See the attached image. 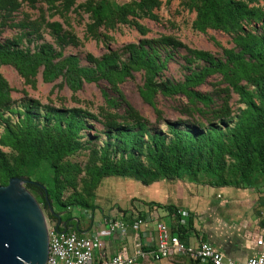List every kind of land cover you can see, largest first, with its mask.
<instances>
[{
    "label": "trees",
    "instance_id": "1",
    "mask_svg": "<svg viewBox=\"0 0 264 264\" xmlns=\"http://www.w3.org/2000/svg\"><path fill=\"white\" fill-rule=\"evenodd\" d=\"M57 1L61 0H49L50 4ZM158 1L140 0L122 7L100 2L98 9L90 6L89 11L94 23L115 24L120 21L145 36L148 30L139 20L155 19L153 10L159 6ZM71 2L63 0L62 3L67 5ZM192 2L196 12L193 28L198 32L211 29L234 35L238 51L225 50L224 59H220L205 51L188 50L185 60H197L203 66L198 70L186 65L188 74L183 82H155L167 61L173 57L167 51L162 54L161 48L168 50L181 46L171 37H161L159 43L144 39L138 44H130L126 48V60L122 62L114 55H105L100 61L91 59L94 69L79 68L74 57L64 59L61 64L53 63L45 46L31 53L0 45V66H14L27 81L34 78L41 65L44 80L65 70V80L72 89L79 86L82 77L89 81L93 74H100L106 80L113 79L114 85L115 81L130 76L131 72L143 71L141 95L159 114L153 102L157 92L169 96L182 94L188 101L206 106L210 98L201 96L193 88L207 76L218 74L237 95L239 107L236 114L231 115L229 110L224 109L220 113L221 119L215 122L166 120L163 121L166 129L162 131L151 127L129 105L126 114L132 115L129 122H118L123 117L106 111L102 131L96 133L98 141L97 135L93 136L87 141L90 145L85 146L89 153L83 169L69 161L68 157L85 148L81 131L88 127L87 113L80 108L67 110L51 107L41 115L33 103L22 104L21 109H10L8 87L0 74V110L7 107L6 111L10 114L20 116L17 124L5 120L1 142L17 151L19 160L14 167L2 166L0 186H5L12 177L25 176L26 189L30 193L36 192L37 202L49 210L44 199L46 192L57 214L76 206L78 209H88L91 192L102 179L110 176L130 178L144 185L163 179L187 178L196 182L213 180L219 186L245 187L253 184L251 180L254 176L264 180V0ZM127 16L132 19L127 20ZM54 26L59 28L57 24ZM93 79L97 77L93 76ZM250 86L252 90H248ZM104 97L106 105L112 106L114 101ZM40 116L47 125L37 123ZM122 120L127 121V118ZM86 136L90 138L88 134ZM81 172L85 174L82 182L86 197L74 193L63 199L67 187L75 190V180ZM167 208L173 210V207ZM48 216L52 222L56 221L50 213ZM186 231L184 226L177 225L176 232L181 240Z\"/></svg>",
    "mask_w": 264,
    "mask_h": 264
},
{
    "label": "rangeland",
    "instance_id": "2",
    "mask_svg": "<svg viewBox=\"0 0 264 264\" xmlns=\"http://www.w3.org/2000/svg\"><path fill=\"white\" fill-rule=\"evenodd\" d=\"M136 1L140 0H72L70 4L64 5L62 3L63 0L54 4H50L49 0H0V45L30 51L31 53L45 46L52 56L53 63L61 64L64 59L74 57L79 68L94 69L95 65L91 63V59L100 61L105 55H114L118 57L119 62H122L126 60L128 55L126 48L130 44H138L144 39L159 43L161 37H171L179 42L181 46L178 49L166 50V47L161 48L162 54L167 51L166 53L172 54L173 57L167 61L165 69L155 78V82L158 83L165 80L172 83L183 82L184 77L188 74L185 69L186 65L198 70L203 66V63L197 60L190 62L185 60L188 57V50L205 51L220 59H224L225 50L233 49L234 52L238 51L234 35L211 29L198 32L193 28L196 12L192 0H159V6L153 10L155 19L144 18L139 20L148 30L145 36L140 35L134 27L126 23H121L120 21L115 24H103L102 21L94 23V18H91L89 7L92 6L98 9L100 2L109 6L122 7ZM131 19V16H127V20ZM55 24L59 28L55 27ZM91 27L92 30H90ZM42 71L43 66L41 65L34 78L27 81L18 73L14 66H0V74L8 87L10 99L8 100V108L13 110L21 109L22 104L33 103L41 115L51 107L67 110L82 109L87 113L85 117H87L88 125L85 131H81L83 147L90 145L87 142L88 139H92L93 136L97 135V132L102 131L105 121L103 118H105L106 111L114 116L118 115L127 118V121L120 118L117 120L118 122L131 121L132 115H126L128 113L127 105L135 109L151 127L153 126V128L155 127L162 131L166 129L163 123L166 120L176 121L181 119L188 122H215L221 119L222 115L220 113H223L224 109L229 110L232 115L236 114L239 107L237 95L233 93L231 87L218 74L207 76L201 84L193 88L201 96L210 98V102L206 106L202 103L190 102L182 94L169 96L157 92L153 102L160 111L159 114V112L155 113L152 105L146 102L141 95L140 88L144 85L143 71L131 72L130 76L124 77L121 81H115L114 85L113 79L110 81L103 78L100 74H93L97 79L94 80L93 76H90V80L87 81L82 77L79 86L74 89L70 88L65 80L63 74L65 70L52 74L47 80L43 79ZM242 83L245 84L244 82ZM248 90H252V87H248ZM104 96L114 101L112 106L108 107L106 105V97ZM6 108L0 110V172L3 165L14 167L19 160V153L8 146H4L1 142V137L5 133V120L17 124V120L20 119V116L10 114L6 111ZM37 123L47 125L42 116L39 117ZM87 134L90 138L86 136ZM96 141H98V135ZM88 153L89 150L85 147L68 157V160L79 164L83 168L86 160H88ZM84 175L83 172L79 176L77 175L75 190L67 187L63 192V199L74 193L76 195L81 193L82 196L86 197L82 182ZM20 177L27 180L25 176ZM253 178L251 186L256 187L261 183L262 185L264 184L263 178L258 176ZM179 180H183L187 184L196 185L201 193H206L208 197L212 196V199H215L218 193L213 191V189L219 187L222 189L226 187L232 189L248 188V186H219L215 185L216 182L213 180L211 181L214 183L208 182V180L196 182L187 178ZM119 181L124 180L115 176L102 179L91 192L92 199L88 200V210L96 208L94 204H100V202V206L109 207L112 204V200H114L112 198H116V195H119V190H117L119 188L117 187L116 189V184ZM31 194L35 197L36 192ZM96 199H101V201L98 203ZM40 207L47 226H53V222L48 216L49 210L44 209L41 205ZM78 208L76 206L75 209L77 210L74 212L79 211L80 209ZM85 210L86 208L81 209L83 212ZM138 264L203 263L187 257H174L172 260L157 262L146 259L138 262Z\"/></svg>",
    "mask_w": 264,
    "mask_h": 264
},
{
    "label": "crops",
    "instance_id": "3",
    "mask_svg": "<svg viewBox=\"0 0 264 264\" xmlns=\"http://www.w3.org/2000/svg\"><path fill=\"white\" fill-rule=\"evenodd\" d=\"M123 180L118 182L119 185L116 182L119 195L112 198L109 207L100 206L101 198L96 199L100 204L95 203L96 208L86 209L88 211L74 212L77 209L72 208L58 212L62 223L59 231H64L65 227L66 231L88 237L95 228L105 227L109 219L121 221L128 226L125 236L116 233L105 238L103 252L107 257L117 254L129 257L133 255L135 241H139L146 251L152 249L157 221L164 223L172 233H178L177 217L173 212L176 209L189 214L184 226L187 231L182 236L188 245L195 246L196 237H201L224 260L236 263H244L264 253V184L244 189L219 187L213 189L218 193L212 199L201 193L196 185L179 179H163L148 185L130 178ZM167 207H173V210ZM136 218L144 220L138 230L132 228ZM99 260L98 252H95L94 264Z\"/></svg>",
    "mask_w": 264,
    "mask_h": 264
},
{
    "label": "built area",
    "instance_id": "4",
    "mask_svg": "<svg viewBox=\"0 0 264 264\" xmlns=\"http://www.w3.org/2000/svg\"><path fill=\"white\" fill-rule=\"evenodd\" d=\"M88 211V210H85ZM177 225L185 226L189 214L184 210H176ZM144 220L136 218L132 224L138 230ZM155 237L152 249L146 251L139 241L134 243L133 255L124 257L121 254L107 257L103 252L104 239L118 233L125 236V223L109 219L105 227L95 228L88 237L79 235L76 231H55L48 227V255L45 264H94L95 252H98L97 264H136L138 260L151 259L153 262L169 260L174 257H187L203 264H264V253L247 259L244 263L224 260L209 244L196 237V245L190 246L181 240L177 234L170 231L162 222L154 223ZM261 245V242H258Z\"/></svg>",
    "mask_w": 264,
    "mask_h": 264
},
{
    "label": "water",
    "instance_id": "5",
    "mask_svg": "<svg viewBox=\"0 0 264 264\" xmlns=\"http://www.w3.org/2000/svg\"><path fill=\"white\" fill-rule=\"evenodd\" d=\"M26 183L21 177H12L0 186V264H45L47 260L48 226ZM44 199L58 231L60 216L54 213L46 192Z\"/></svg>",
    "mask_w": 264,
    "mask_h": 264
}]
</instances>
